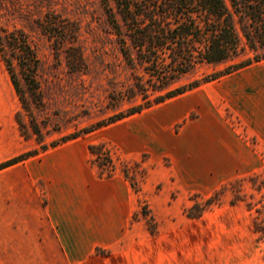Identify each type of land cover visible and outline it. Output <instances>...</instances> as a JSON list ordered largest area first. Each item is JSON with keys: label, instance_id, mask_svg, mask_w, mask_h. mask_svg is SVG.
I'll use <instances>...</instances> for the list:
<instances>
[{"label": "rangeland", "instance_id": "374dc122", "mask_svg": "<svg viewBox=\"0 0 264 264\" xmlns=\"http://www.w3.org/2000/svg\"><path fill=\"white\" fill-rule=\"evenodd\" d=\"M46 12L77 23L84 70L70 71L63 53L55 59L35 23ZM0 27L25 31L39 58L41 104L29 107L42 134L38 142L0 59V163L35 153L17 162L26 167L36 155L53 153L49 158L66 167L63 174L83 175L86 205L98 201L102 210L101 239L86 263L232 264L248 232L264 261V149L238 116L237 71L127 115L145 100L129 90L133 71L100 0H0ZM222 67L199 63L168 88ZM135 72L149 76L142 67ZM161 91L149 89L148 97ZM112 115L120 118L97 125ZM244 147L256 158L244 159ZM115 177L132 195L131 214L121 226L110 183ZM210 197L199 215L190 216Z\"/></svg>", "mask_w": 264, "mask_h": 264}, {"label": "trees", "instance_id": "16d2710c", "mask_svg": "<svg viewBox=\"0 0 264 264\" xmlns=\"http://www.w3.org/2000/svg\"><path fill=\"white\" fill-rule=\"evenodd\" d=\"M100 1L120 52L133 71L134 83L129 90L132 94L140 93L145 100L127 111V115L264 59V0ZM35 23L47 37L55 59L63 53L70 71L86 68L77 44L78 25L74 20L59 13L46 12ZM241 54L245 57L234 61ZM0 59L22 107L29 114L31 131L41 142V131L29 107L30 102L35 106L41 104L37 80L39 58L25 31L0 27ZM199 63L223 67L199 80L168 88L179 73L190 71ZM139 67L149 76L137 74L135 71ZM149 89L162 90V93L151 99L148 97ZM119 118V115H112L97 125ZM17 122L23 129L21 121ZM89 148L93 153L95 147L90 145ZM34 154L26 152L5 160L0 163V169ZM212 200L210 197L205 204L196 205L199 212L190 216L199 215L204 205L208 206Z\"/></svg>", "mask_w": 264, "mask_h": 264}, {"label": "crops", "instance_id": "0c3cea01", "mask_svg": "<svg viewBox=\"0 0 264 264\" xmlns=\"http://www.w3.org/2000/svg\"><path fill=\"white\" fill-rule=\"evenodd\" d=\"M236 71L241 90L238 116L264 149V59ZM52 154L36 155L26 167L15 163L0 169V264H94L85 259L101 239L100 204L86 205L83 175L63 174L66 167L54 165ZM244 154V159L256 158L248 147ZM110 181L118 196L121 226L131 214L132 195L123 178ZM232 256V264H264L251 232Z\"/></svg>", "mask_w": 264, "mask_h": 264}]
</instances>
